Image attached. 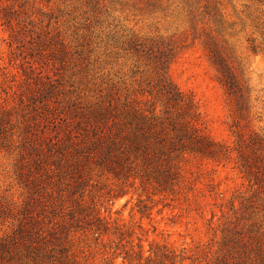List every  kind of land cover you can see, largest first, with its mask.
<instances>
[{
  "label": "rangeland",
  "instance_id": "obj_1",
  "mask_svg": "<svg viewBox=\"0 0 264 264\" xmlns=\"http://www.w3.org/2000/svg\"><path fill=\"white\" fill-rule=\"evenodd\" d=\"M19 2L25 3L22 17L31 30L22 50H12L0 24V96L14 107L25 93V106L0 132V264H21L24 258L33 264L25 246L52 228L57 195L56 176L47 167L38 172L36 158L44 159L47 144L69 132L75 107L107 92L125 96L150 69L145 58L133 55L135 40H163L172 47L169 74L194 99L207 135L235 149L237 124L264 145V0ZM40 43H46V58ZM218 59L238 82L242 107L219 80ZM238 165L236 151L220 164L191 157L182 162L181 184L169 192L86 173L84 185H66L64 193L79 198L85 192L113 229L96 240L73 228L71 252L85 264H150L151 251L166 255V264L173 255L175 264H215L227 246L239 247V232L263 234L264 240V188L250 183ZM24 173L34 183L30 196ZM45 234L43 241L50 238Z\"/></svg>",
  "mask_w": 264,
  "mask_h": 264
},
{
  "label": "trees",
  "instance_id": "obj_2",
  "mask_svg": "<svg viewBox=\"0 0 264 264\" xmlns=\"http://www.w3.org/2000/svg\"><path fill=\"white\" fill-rule=\"evenodd\" d=\"M24 4L19 0H0V24L9 32L10 47L14 51L25 47L27 34L31 32L22 17V14H27ZM45 47L46 43H40L37 48L43 58H46ZM130 49L135 57L145 58L150 68L136 79L134 88H128L123 97L107 92L105 96L101 94L89 100L87 105L83 101L71 112L74 124L69 132L47 144L44 159L36 158L35 169L38 172L47 167L52 170V176H56L52 177V190L57 195L51 211L52 221L49 222L52 228L45 232L51 239L43 241L48 238L46 234L37 233L25 246L27 258L33 264H85L71 252V230L89 232L96 240L111 233L113 227L97 205L87 200L85 192L79 193V198L64 193L66 185H84L85 179L81 177L86 173L89 177L93 174L111 176L123 185L139 181L143 186H151L159 192H169L181 184L182 162L192 157L220 164L231 159L233 151H236L238 166L244 176L250 183L255 181V185L264 188V145L259 147L262 145L259 135L246 136L235 124V149L212 139L201 127L194 99L180 91L171 79L169 63L172 47L163 40H135ZM216 65L220 82L242 107L244 94L232 72L222 59H218ZM22 93L20 103L14 107L9 106L7 97L0 96V132L7 131L14 112L25 106V93ZM25 125L30 129L31 120L28 119ZM9 138L15 142V134ZM78 179L83 181H76ZM21 180L30 196L34 183H29L31 178L27 173L22 174ZM30 201L31 197L27 199L26 206ZM239 233L236 241L239 247L230 249L227 246L215 264H264L263 234L255 237ZM1 245L5 247L8 243L3 241ZM139 253L142 259L143 252ZM164 258L167 256L158 251H151L146 257L150 264H166ZM174 258L173 255L172 264L176 263ZM25 259L21 264H28Z\"/></svg>",
  "mask_w": 264,
  "mask_h": 264
}]
</instances>
